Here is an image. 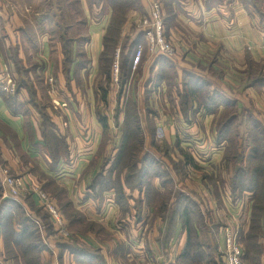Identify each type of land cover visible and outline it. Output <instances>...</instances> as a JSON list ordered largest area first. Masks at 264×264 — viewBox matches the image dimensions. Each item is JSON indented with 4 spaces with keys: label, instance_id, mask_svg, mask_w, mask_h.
Returning a JSON list of instances; mask_svg holds the SVG:
<instances>
[{
    "label": "crops",
    "instance_id": "obj_1",
    "mask_svg": "<svg viewBox=\"0 0 264 264\" xmlns=\"http://www.w3.org/2000/svg\"><path fill=\"white\" fill-rule=\"evenodd\" d=\"M51 1L53 8H56V0H0V182L4 166L35 183L39 181L48 186L53 182L61 188L72 206L82 213L83 217L71 220L74 234L70 239L65 240L57 233L46 230L41 233L40 238L45 245V249L40 251L42 264H77L73 250L61 249L60 245L65 244L85 249L92 255L91 264H143L153 257L159 259L160 264L175 263L187 242V233L180 224L176 225V232L170 234V225L152 208L144 209L139 219L133 213L128 219L121 220L118 206L113 200L104 198L100 202L89 196V184L101 162L99 150L104 130L97 116L100 90L97 91L95 87L102 78L100 58L113 10L106 4L92 6L90 0H78L80 11L72 16V22L67 21V33L76 39L73 47L80 51L79 56H74L67 73L62 45L50 32L51 28L58 29L69 15L61 16L59 11L54 14L52 9L50 17L43 6L32 14L34 4L40 6L46 2L49 5ZM148 1L140 0V8L127 12L122 36L133 38L140 32L133 34L130 29L140 11H149ZM168 3L173 11L168 34L176 46L174 61L178 62V66L215 56L223 66L228 81V97L239 103V109L244 114L260 112L259 116L264 119V0H170ZM164 5L168 7L166 3ZM165 18L169 21L167 15ZM79 24L84 27L80 32L76 30ZM118 50L120 53V48ZM117 52L116 61L119 59ZM82 55L87 58V63L80 66ZM159 55L146 52L139 77L154 80L160 68L157 62ZM2 72L17 83L15 94L1 88ZM49 76L56 80L55 92L48 84ZM135 76L137 74L133 72ZM115 87L119 88L112 83L108 92L110 97ZM166 92L163 90L153 95L167 98L169 103H165V109L168 112L173 104ZM54 100L67 105L58 109ZM40 107L48 114L50 124L47 126L43 123ZM191 108L187 118L182 107L177 106L181 115L178 123L189 129L197 125L192 118L193 114L197 118V113L194 107ZM255 108L257 111H253ZM169 117L167 126L172 128ZM202 118H198V122L201 119L203 127L215 129L213 114H204ZM173 123L176 125V121ZM157 126L160 127V124ZM51 132L62 141L65 153L60 152V147L55 148L57 141L52 144L47 138L46 135ZM90 136L93 138L87 141ZM175 142L166 141L171 146ZM180 145L186 148L181 142ZM55 154L58 164L52 156ZM214 154L216 158L213 163L217 164L220 151ZM204 172L211 175L205 169ZM187 177L181 180L185 182ZM195 182L197 188L188 182L189 189L182 182L177 188L193 197L203 211L205 206L216 209L222 226L238 218L243 231L248 230L253 206L252 192H246L235 201L230 185L225 196H216L210 186L200 185L199 180ZM229 182L230 177L226 183ZM27 195L28 200L23 196L20 203L28 212L38 215V211L42 210L38 196L33 193ZM92 222L100 227L88 230ZM76 223H83L84 229ZM222 226L217 238L218 250L223 243L220 234ZM163 241L167 242L163 244ZM260 243L264 248V237ZM0 264H25L20 256L18 260L7 257L1 227ZM261 264H264V252Z\"/></svg>",
    "mask_w": 264,
    "mask_h": 264
},
{
    "label": "rangeland",
    "instance_id": "obj_2",
    "mask_svg": "<svg viewBox=\"0 0 264 264\" xmlns=\"http://www.w3.org/2000/svg\"><path fill=\"white\" fill-rule=\"evenodd\" d=\"M134 1V7L140 8L141 3L140 0H133ZM162 3L163 6V13L164 17H166V12H168V8L165 7V3H167V0H159ZM139 2V3H138ZM150 3V0L148 1ZM61 5L64 8V13L68 10L70 14L73 13V10L71 7H68V3L66 0H61ZM150 5V4H149ZM43 6V3L36 5H33L32 14L39 10ZM150 7V6H149ZM43 9H47L46 6H43ZM75 9V7H74ZM141 13L138 14L141 18L148 15V12L140 11ZM72 15H69L68 21L69 23L72 22ZM77 23V22H75ZM125 23L122 27V32L124 31ZM166 26V34H168L170 28L169 21ZM84 27L79 24V26H76L77 31H82ZM140 27L137 25L136 22H134V25L131 26V32L133 30V34H136L137 31H139ZM51 33V32H50ZM130 38L127 42V48L130 49L131 41L134 39V37L129 36H122V41L119 42V46L117 50L120 48L123 53H127L124 49V44L126 42V39ZM57 39V38H56ZM172 39V37H171ZM173 44L174 40L172 39ZM123 47V48H122ZM176 47V46H175ZM122 53V54H123ZM116 55V54H115ZM211 57V56H210ZM115 56V62L113 67V74L111 76V85L110 90L112 88V83L116 84L119 81L118 73L116 74V67L119 66L118 60L116 61ZM124 59V58H123ZM122 59V60H123ZM172 62L168 66L163 67V71H166L165 77L169 76L171 74V78L166 79L167 83V96L169 97V100L172 101L173 106H170L172 110L165 109V103H169L167 101L166 97L161 98V95L158 96V98L154 95H150L148 92H145L146 86L148 85L149 81H147L146 78L139 77L140 69L136 70L137 76L135 77H127L123 83V88L121 87L122 96L119 100V90L115 87L114 94L110 97L109 93H107V100H103V91L101 90L100 86L104 85L106 86L107 79L105 76L101 78L100 81L96 83L95 89L98 91L100 90V98H99V104L97 107H99L98 111V118L105 117L107 119L108 128L106 130H103V136L102 141L100 144V158L101 162L99 165L98 171L102 169V176L98 180V184H95V186L98 187L100 193L102 194L103 189H105L104 185L107 186L110 190L105 194V198H108L109 200H113L114 203L118 206L120 217L119 219H128L131 217L134 213V216H137V214L141 213V210H147L151 206H159L161 202L165 200L171 199V203L174 204L176 197L178 195L179 189L177 187L180 186V183H184V187L189 189V186L187 182L197 188V183L195 180L200 181V185L203 186H210L212 188V192L218 196V193L223 196L226 195V190L229 185H231V180L229 183H226L227 179H231L233 172H234V164L232 162L226 161L224 158V148L227 146V153H229L231 149V141L228 140V137L232 138L234 137V134L236 131H240L241 136H249V132L251 131V127H254L256 123L254 120L250 118V115L252 112L243 114V122L242 120H237L235 123H231L228 125V128H225V136L222 137L224 139V143L217 144L215 142L216 133L220 130V128L225 123L226 119L229 117H232L234 114H238L240 110H237L235 106L228 107L226 105V100L230 98L227 95L228 92V81L225 78V72L223 70V66L217 62V59L215 56H212L211 58H203V60L196 61L195 63H188L187 65H179L178 62L176 63L174 61L175 58H172ZM128 61V60H127ZM171 64H177L176 69L173 70L171 67ZM175 71V73H173ZM191 75H188V74ZM2 74L8 75L6 72H2ZM147 77V75L145 76ZM117 78V79H116ZM105 82V83H104ZM120 79V84H121ZM17 84V83H16ZM124 84H126L124 86ZM109 87V86H108ZM192 90L195 91L193 94ZM17 92V90H16ZM109 92V90H108ZM117 94V97H116ZM184 95H188L189 97V103L196 102V106H199L197 108H200L202 110H199L197 112V118L194 117L195 114L192 115V118L197 122V125H195L196 128H187L182 123H178V118L181 116L180 113L177 110V106L184 105ZM216 101L221 102L219 106L217 104L213 106V102ZM207 102L208 105L212 107L213 115L215 116V129L210 127H203V124L201 122H198V118L204 117V109H207V107H204V103ZM117 103V104H116ZM121 105V106H120ZM141 105V106H140ZM149 106L152 110L151 112L145 111L146 106ZM162 105V106H161ZM176 105V106H174ZM222 105V106H221ZM157 106L159 107L158 112ZM221 106V107H220ZM142 107V108H141ZM220 107V108H219ZM137 108L142 113L139 115ZM59 109V108H58ZM156 109V110H155ZM175 110V112H173ZM257 109L255 108V110ZM183 112V111H182ZM170 113V114H169ZM194 113V112H193ZM253 116L257 119L256 121H261L264 124L263 117H260V112L253 113ZM170 116V117H169ZM168 117L169 121L172 124V128L168 127ZM205 118H202L203 121ZM158 121V122H157ZM168 123H167V122ZM174 121H176V125H174ZM205 123V122H204ZM211 123V122H210ZM157 124H160V127L157 126ZM259 129V127H257ZM228 130V131H227ZM164 132V133H163ZM219 135V132L217 133ZM88 136V135H86ZM240 136V139L242 140V137ZM257 137L256 130H253L251 132V140L253 139L255 141H258L255 139ZM93 137H89L87 141H91ZM245 140V139H244ZM243 140V141H244ZM144 141V144H143ZM164 141H180L181 144L183 143L184 147H186L187 150L191 151L194 161L197 163L196 165H201L199 168H194L192 166H188L186 169L184 167H179V175H177L175 172H171L170 170L173 169V163L170 159V157L167 155V146ZM240 141V140H239ZM238 141V142H239ZM141 142V143H140ZM236 143V141H234ZM242 142V141H241ZM244 143V142H243ZM137 144V147L135 148ZM143 144V145H142ZM55 148L60 147V152L65 153V146H56L54 144ZM215 151H220V155L218 156V160L216 161L217 164L213 163L215 162ZM124 154V157H123ZM135 154V159L138 161V167H142V163L140 160H142L147 155H150L153 162L151 161L150 164H147L148 174L145 175L143 178L144 184L141 186H138L139 179L142 180L138 176V168L135 166L132 167L134 158L132 157ZM223 155V157H222ZM264 157V154L263 156ZM155 159V160H154ZM135 163V162H134ZM154 163V164H153ZM194 165V164H193ZM248 168V165L246 166ZM2 168L8 167L4 166ZM203 169H205L206 172L210 173L211 175H208L207 173H202ZM174 170V169H173ZM172 170V171H173ZM11 171V170H10ZM147 171V170H146ZM12 172V171H11ZM13 173V172H12ZM13 175H17L14 174ZM188 176V177H187ZM185 179L182 181L181 179ZM191 177V178H190ZM195 180H194V179ZM213 178V179H212ZM145 179V180H144ZM173 179V180H172ZM37 180V179H36ZM162 181H165L164 185ZM100 182V183H99ZM42 184V185H41ZM37 185L45 192L47 193L51 200L54 202V204L61 209L63 212L65 218L67 219V225L68 229L73 236L74 231L73 228L70 226L71 220L75 218H81L82 213L75 209L71 202L68 201V198L65 196L62 192L61 188L54 184L53 182L49 183L48 186L43 185V183H37ZM166 188H165V187ZM123 187V190L121 188ZM142 187V188H141ZM141 188V189H139ZM231 189V188H230ZM159 191V194H155L154 191ZM152 191V192H151ZM150 192V199L147 198V193ZM229 193V190L227 191ZM0 195V211L3 208L4 199H6L3 196V192ZM169 197V198H167ZM141 199H144L141 203ZM50 202L52 203V201ZM227 203V201H226ZM53 204V203H52ZM142 206L141 210L139 207ZM2 207V208H1ZM5 212L4 217L5 219H0V222L3 226V232L5 236L8 234V237H11V230L8 224L9 220V211L8 207L3 208ZM142 210V211H143ZM2 212V213H3ZM39 214L37 215L41 220L43 216L46 218L44 219L45 223H49V220L47 218V212L45 210H39ZM18 217H22L20 210L17 211ZM205 218H206V224L207 227H212L211 223L208 221L209 216L211 215L212 218H214L216 221H221L216 209H213L212 207L205 206V209L203 211ZM1 214V213H0ZM195 215V214H194ZM193 219L195 218L199 219L198 216H192ZM17 217L15 220L17 221ZM120 223V221H119ZM203 223V222H202ZM209 224V225H208ZM227 224V223H226ZM232 224V223H230ZM228 224V225H230ZM244 224V223H243ZM251 224V223H250ZM79 228L84 229L83 223H76ZM199 229H201V226H198ZM78 228V227H76ZM250 228V226H249ZM249 228L246 232L243 231V225L241 223L239 235H240V241L244 247L245 250V256L248 253L247 247H248V241H246L247 238V232L249 231ZM48 233H58V230L56 228L49 227L47 228ZM203 237V236H202ZM213 256L215 260H217L218 264H223L221 255L219 253V250L214 251ZM245 264H248V262L244 261Z\"/></svg>",
    "mask_w": 264,
    "mask_h": 264
},
{
    "label": "trees",
    "instance_id": "obj_3",
    "mask_svg": "<svg viewBox=\"0 0 264 264\" xmlns=\"http://www.w3.org/2000/svg\"><path fill=\"white\" fill-rule=\"evenodd\" d=\"M170 0H167L166 5L168 6V12L167 16L169 18V23L172 22L173 17V11L170 8V4L168 3ZM68 3V7H71L73 10L74 15H77L80 11V4L78 0H66ZM140 2V1H139ZM138 2V3H139ZM90 4L92 6H99L101 4H106L110 6L113 10L112 14V20L110 22V25L107 29V33L104 38V50L102 52L101 58H100V75L107 79L106 86L102 85L100 86L101 90L103 91V100H107V93L110 89L111 85V76L113 74V67L115 62V54L117 52L118 44L121 39L122 34V27L124 23L126 22V14L130 9H138V7H134V1L133 0H90ZM56 8H53L54 4L53 1L47 5L46 2L43 3V6L47 7L48 13H50V17L53 9V13H58V11L62 15L68 16L72 15L67 10L66 13H64V8L61 5V0H56L55 2ZM75 7V9H74ZM56 11V12H55ZM67 18H65L64 22L61 23L60 27L57 28H51V36L53 38H57L61 45H62V51L64 52V61H65V71L68 73L69 68L71 67V64L73 62V58L75 55L79 54V49L73 47V43L76 42V39L72 38V36L67 33L68 24L66 21ZM165 23L167 24L168 19L164 17ZM66 21V22H65ZM167 33V32H166ZM170 36L169 34H167ZM130 38L126 39V42L124 44V49L128 51L127 53H123V51L120 49L119 53V71H118V77L119 81L117 83L118 87L120 88L119 92V100L122 96L121 87L123 86V83L125 79L129 77H133V72L135 73L137 69H140L141 71V65L143 62V59L145 57V54L147 52V49L145 47L144 53L142 56V59L137 66L136 70H133V62L135 58V51L136 47L139 42H144L145 40L143 38V33L139 32L134 39L131 41L130 49L127 48V42ZM146 46V45H145ZM123 48V47H122ZM123 53V54H122ZM79 56V55H78ZM82 60L80 61L79 65L82 66L87 63V58L84 57V55L81 56ZM124 58V59H123ZM123 59V60H122ZM128 60V61H127ZM157 62L160 65L159 71L157 73V76L154 78H150V81L148 85L146 86V91L151 96L155 94L156 92L167 90V83L165 82L166 79L171 78V74L165 77L166 71H163V67L168 66L172 60L164 55H159ZM168 64V65H167ZM171 68L175 70V65L171 64ZM24 73V71H21ZM175 73V71L173 72ZM188 74V73H187ZM191 75V74H188ZM121 79V84H120ZM153 80L152 85L151 82ZM105 83V82H104ZM126 84H124L125 86ZM109 86V87H108ZM123 88V87H122ZM32 91V88H30ZM193 94L195 93L194 90H192ZM189 96L184 95V102L182 105V110L184 111V117L189 118L188 111L192 109L191 107L195 108V112L197 113L199 110H202L200 108H197L199 106H196V102L189 103ZM230 98V97H229ZM227 108L231 106H235L237 110L239 109V103L235 100L230 98L226 100ZM14 104L13 102H11ZM219 106L221 102L216 101L213 102V106ZM41 105V104H38ZM121 106V105H120ZM209 106L207 102L204 103V107H207V109H204V114H214L212 107ZM222 106V105H221ZM220 106V107H221ZM219 107V108H220ZM43 107H40V110L42 112L43 116V123L45 126H47L49 123V117L48 114L45 112V110L42 109ZM151 108L147 105L146 106V113L151 112ZM138 114L140 115L142 113L141 109L139 110L137 108ZM244 113L242 110L238 112V114L232 115V117H229L226 119L223 126L220 128L219 135L216 133L215 142L217 144L224 143V139L222 137L225 136V128H228V125L231 123H235L237 120H242L243 122V115ZM253 114V113H252ZM250 115V118L254 120L256 125L254 127H251V131L249 132V136H241L240 131H236L234 134V137H228V140L231 141V149L229 153H227V146L224 148V158L228 162H232L234 164V172L231 177V195L233 200H238V198H242L246 192H252L253 196V206H252V214H251V224L249 231L247 232V238L246 241H248V247L247 251L248 253L244 254V261L246 258V261L248 264H261V258L262 254L264 252V248L262 247L260 243V239L264 237V124L261 121H256L257 119L255 116ZM101 124L103 125L104 130L108 128V121L105 117L99 118ZM259 127V129L257 128ZM253 130H256L257 137H255V141L251 140V132ZM228 131V130H227ZM47 138L50 140V142L57 141L55 143L56 146H61V140L57 139L54 136V133H50L49 135H46ZM240 136L242 137V140L240 139ZM245 139V140H244ZM240 140V141H239ZM244 140V141H243ZM236 141V143L234 142ZM239 141V142H238ZM242 141V142H241ZM244 142V143H243ZM141 143V142H140ZM144 144V141H143ZM142 144V145H143ZM167 148V155L170 157L172 163H173V171L170 170L172 173L175 172L177 175H179V167H184L185 169L188 166H192L194 168H199V165H196L197 163L194 161V157L191 153V151L187 150L186 148L181 147L180 141H176L172 146L166 143ZM63 145V144H62ZM137 147V144L135 148ZM54 161L56 162L57 154L52 155ZM124 157V154H123ZM135 159V154L132 156ZM155 160V159H154ZM153 162L150 155H147L144 157L140 162L143 164L141 168L138 167V161L136 159L133 162L132 167L135 166V168H138V176L142 180L139 179L138 186H142L144 184L143 178L145 175L148 174V169H146L147 164H150V162ZM57 164L59 162H56ZM154 164V163H153ZM194 164V165H193ZM151 165V164H150ZM248 165V168L246 167ZM202 167V166H201ZM203 168V167H202ZM147 170V171H146ZM102 169L99 170L96 174V176L92 179L91 183L89 184V196L93 197L94 199L99 200L102 202L105 198V194L110 191L109 188L104 185L105 189H103L102 194L100 193L99 189L95 184H98L99 178L102 176ZM213 179V178H212ZM145 180V179H144ZM173 180V179H172ZM100 183V182H99ZM163 185L165 181H162ZM2 182H0V195L3 192V188L1 187ZM165 187V186H164ZM142 188V187H141ZM139 188V189H141ZM166 188V187H165ZM178 189V188H177ZM123 190V187L121 188ZM178 195L176 197V200L174 204L171 203V199L165 200L161 202V204L157 207L151 206L150 208L155 210V214L162 217L163 220L167 221V223L170 225L169 227V233L172 234L173 232H176V225L180 224L181 228L187 233V242L186 245L182 251V254L180 258L175 263L170 264H218L217 260H215L213 256V252L218 250V243L217 238L219 234V229L222 226L218 221H216L214 218L211 217V215L208 217L209 222L211 223L212 227H207L206 224V218L203 213V209L201 208L200 204L191 196L185 195L181 190H177ZM152 192V191H151ZM155 194H159V191H154ZM218 196L220 194L218 193ZM26 201L28 200L29 195H25ZM23 197V198H24ZM150 199V192L147 193V198ZM169 198V197H167ZM3 208L8 207L9 213V220L8 224L11 230V237H8V234L5 236V245L7 249V257L8 258H15L18 260L19 256L23 259L25 264H42L40 259V251L42 249H45V245L41 241L40 235L41 231L38 226V224L35 222L34 218L37 217V215L28 212L26 207L21 204L19 201L14 200L12 198H6L3 200ZM144 201V199H141V203ZM139 207V206H138ZM2 208V207H1ZM1 209L0 211V219H5L4 209ZM140 210L142 206L139 207ZM3 210V211H2ZM22 212L21 218L18 217L19 213H16L17 211ZM44 211V209L42 208ZM143 210V208H142ZM142 210L140 214H137L136 218H141L143 216ZM3 212V213H2ZM46 212V211H45ZM40 212L38 211V214ZM47 214V218L49 220V223H45L44 219H46L44 216L41 221L47 228L54 227L52 223L50 222L49 214ZM195 214V215H194ZM192 216H198L200 218L195 220ZM18 218L17 221L15 218ZM78 219V218H75ZM73 221V219H72ZM203 222V223H202ZM205 222V224H204ZM209 225V224H208ZM198 226H201V229H199ZM0 227L3 230L2 223L0 222ZM100 227L97 223L92 222L88 226V230H92L95 228ZM4 233V232H3ZM5 235V234H4ZM203 236V237H202ZM167 241H163L162 243H166ZM164 246V245H163ZM61 249L64 250L65 248H70L74 251L75 257H76V263L77 264H91V258L90 254L86 252L85 249L79 247V246H73L70 247L68 245H60ZM165 248V247H164ZM93 258V257H92ZM156 259L155 257H153ZM152 259V258H151ZM223 262V261H222ZM97 264H100L99 262H96Z\"/></svg>",
    "mask_w": 264,
    "mask_h": 264
},
{
    "label": "built area",
    "instance_id": "obj_4",
    "mask_svg": "<svg viewBox=\"0 0 264 264\" xmlns=\"http://www.w3.org/2000/svg\"><path fill=\"white\" fill-rule=\"evenodd\" d=\"M134 22L140 27L139 31L143 33L144 42H139L133 62V70H136L139 65L144 49L146 47L147 52L151 54H160L168 58H174L177 54V50L170 36L166 34V26L164 20L163 6L159 0H150V9L148 15L144 17L136 16ZM146 45V46H145ZM119 54V50L117 55ZM116 74L119 71V66L116 67ZM3 75V74H1ZM1 88L10 94H15L17 90V84L15 80L9 76H3ZM117 79V78H116ZM48 84L51 87V91L55 92L56 80L53 76L48 77ZM55 107L62 108L67 104L56 101ZM1 182L3 186V196L5 198H12L20 202L21 198L29 193L36 194L40 200L42 208L49 214L50 222L58 230L59 235L65 240L72 237L68 225L67 219L59 207H57L51 200L50 196L45 193L34 181L25 175H13L10 169H1ZM52 201V203L50 202ZM34 218L38 224L41 233H44L46 226L40 218ZM241 222L238 218L230 225L222 226L221 236L223 243L219 248L223 264H245L244 254L245 250L240 241ZM143 264H160L159 259H147Z\"/></svg>",
    "mask_w": 264,
    "mask_h": 264
}]
</instances>
